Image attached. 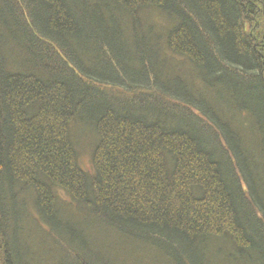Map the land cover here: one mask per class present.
<instances>
[{"label":"trees","instance_id":"1","mask_svg":"<svg viewBox=\"0 0 264 264\" xmlns=\"http://www.w3.org/2000/svg\"><path fill=\"white\" fill-rule=\"evenodd\" d=\"M259 155L264 0H0V264H264Z\"/></svg>","mask_w":264,"mask_h":264},{"label":"rangeland","instance_id":"2","mask_svg":"<svg viewBox=\"0 0 264 264\" xmlns=\"http://www.w3.org/2000/svg\"><path fill=\"white\" fill-rule=\"evenodd\" d=\"M82 56V55H81ZM83 121V120H82ZM80 121L77 128H72V132L74 131L75 134V140L77 142V145L80 149V160L82 163V166L85 170H91V148L96 143V137L93 129H89V126H87V123ZM73 135V133H72ZM259 162H264V155L258 156ZM64 199H68L67 196H64Z\"/></svg>","mask_w":264,"mask_h":264}]
</instances>
